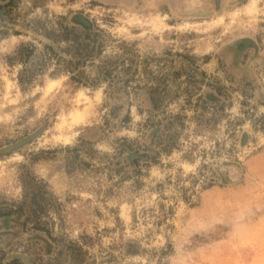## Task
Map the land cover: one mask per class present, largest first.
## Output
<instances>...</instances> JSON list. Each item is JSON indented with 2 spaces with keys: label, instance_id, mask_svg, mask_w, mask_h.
<instances>
[{
  "label": "rangeland",
  "instance_id": "obj_1",
  "mask_svg": "<svg viewBox=\"0 0 264 264\" xmlns=\"http://www.w3.org/2000/svg\"><path fill=\"white\" fill-rule=\"evenodd\" d=\"M0 264H264V0H0Z\"/></svg>",
  "mask_w": 264,
  "mask_h": 264
}]
</instances>
